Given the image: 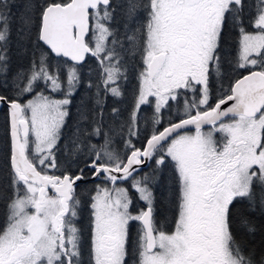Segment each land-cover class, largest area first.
Wrapping results in <instances>:
<instances>
[{"label":"snow or ice","instance_id":"1","mask_svg":"<svg viewBox=\"0 0 264 264\" xmlns=\"http://www.w3.org/2000/svg\"><path fill=\"white\" fill-rule=\"evenodd\" d=\"M12 7L0 0V89L12 93L0 94L10 118L12 192L0 227V264H84L81 229L74 223L80 205L75 189L90 177L101 183L90 190L88 264H128L129 257L133 264H264V249L248 250L242 239L257 231L251 213L259 208L264 214V0L251 17L255 31L240 27L236 68L247 74L240 73L215 103L211 77L221 72L220 45L229 21L243 24L245 0H147L146 23L131 35L125 32L143 68L130 118L118 130L113 125L119 109L113 108L111 122L106 121L99 85L93 97L92 84L82 75L90 54L99 62L104 94L122 95L118 81L127 78V50L113 30L112 0H44L35 8L26 0L18 17ZM136 12L135 0H128V19L134 21ZM13 21L18 22L17 51L28 58L15 72L9 56ZM81 88L89 95L82 98L72 140L77 160L66 161L68 170L60 175L48 174L60 167L55 148ZM182 96V113L161 130L164 110L171 115L172 102L179 104ZM143 105L153 110L151 134L136 147L132 138L141 135ZM125 128L121 154L110 146L113 133L123 137ZM100 136L99 147L87 143ZM169 159L179 194L174 229L166 232L154 221L150 185L159 182L156 172ZM151 160L156 169L140 176V166ZM132 192L147 205L136 213ZM238 205L247 212H235ZM132 222L140 227L130 253Z\"/></svg>","mask_w":264,"mask_h":264},{"label":"trees","instance_id":"2","mask_svg":"<svg viewBox=\"0 0 264 264\" xmlns=\"http://www.w3.org/2000/svg\"><path fill=\"white\" fill-rule=\"evenodd\" d=\"M9 4H12L13 16L18 17L22 12L25 11L26 0H7ZM44 0H32L33 8L42 4ZM137 4L136 19L134 21L129 20L126 16L128 0H112L113 7L116 10L115 20L112 22L113 30L119 31L120 40L125 43L127 50V59L123 62V69L126 71L127 78L121 77L118 81L119 87L121 89L122 95L120 97H113L108 94H104V85L100 83V65L99 62L88 55L87 62L84 64L82 69V75L87 82H91L92 88L90 89V94L94 97L97 93V85H99V91L101 92V100L104 104V116L105 120L111 122L112 109L117 108L120 111V116L117 122L113 125L117 130L120 124L128 121L131 112L135 105V96L139 88V73L143 68V63L139 52H135L130 45L127 44L125 32L128 35L132 34V30L141 28L147 21V11L144 5L147 0H135ZM258 0H245V7L243 11V24L234 26L231 21L225 30L224 39L220 45L219 55L221 56V63L232 64L236 63L240 51V27H244L246 31L253 32L255 29L251 26V17L255 12V6ZM17 21H13L11 26V39L9 42V56L11 57V68L12 71H18L21 66L26 67L28 64V58H21V54L17 51L19 44L17 42ZM38 23V21H37ZM91 23V21H90ZM126 25L130 26L126 27ZM117 26H119L117 28ZM140 33H137V39L140 40ZM86 39L91 42V33L87 34ZM111 46V42L109 41ZM119 49V45H117ZM55 63V61H53ZM244 72V70L242 71ZM0 94L11 95V92H4L0 89ZM89 93H86L84 88H81L73 97L72 104L70 105V116L66 118V125L61 131V139L57 142L55 148V157L60 164L58 169L53 168L48 174L60 175L62 172L68 170V165L66 161L69 159L77 160L75 155L71 154V149L73 147L72 140L77 135V123L79 120L78 113L80 111V105L82 103V98H87ZM92 101L89 102V107H91ZM171 111V110H170ZM176 111V110H175ZM129 112L128 116L123 117L122 114ZM139 127L141 130L140 137H133L132 142L136 147H142L146 135L151 134V117L153 114L152 107L149 105H143L139 109ZM177 113H169L168 109L163 112L164 125L169 119L175 120ZM147 129V131H145ZM127 138V128L124 129L123 137L113 133V143L110 148L116 152L123 153L124 139ZM87 143L96 144L97 147L103 144V136L92 137ZM84 147V146H82ZM10 149V138H9V123L8 114L5 109L0 110V227H2L7 218V201L8 197L12 195L11 189L9 188V166H8V152ZM87 148H84L79 156V166L83 167L82 161L86 158ZM153 169H156L155 161L151 160L149 163L142 168L139 172L140 176L145 173L151 174ZM77 164L71 165V171H77ZM156 176L160 177L158 183L154 182L150 187L154 192V209L153 216L156 226L159 224H169L171 225L176 213L177 197L179 194V185L175 179V169L173 162L169 159L166 163L161 166V168L156 172ZM101 183L99 180L89 181L87 184L79 183L76 186V198L80 200V205L77 209V217L74 219V223L77 228L81 229V246L83 251V262L88 264L89 261V250L91 243V232H90V219H91V208H90V190L94 189L96 184ZM175 208V210H174ZM251 220L257 226V231L254 235L243 236L242 239L248 250H256L259 252L264 249V221L262 220L259 213L251 214ZM162 222V223H160ZM132 232H133V223ZM136 245V233L132 234L129 238V252L131 253ZM128 264H133L131 257L128 258Z\"/></svg>","mask_w":264,"mask_h":264},{"label":"flooded vegetation","instance_id":"3","mask_svg":"<svg viewBox=\"0 0 264 264\" xmlns=\"http://www.w3.org/2000/svg\"><path fill=\"white\" fill-rule=\"evenodd\" d=\"M221 64H222L221 72L217 73V72L213 71L212 77H211L212 103H215L216 98L219 97V95L221 94V92L224 89L228 88L230 83L234 82V80L236 78H238L240 73L246 74V72H242L243 71L242 69H237L236 68V63H232V64L221 63ZM188 98L189 99L192 98V94L191 93L188 94ZM151 99H152V102L154 104L155 103V99L154 98H151ZM4 107H5V109H6L7 113H8L7 107L5 105H1L0 110L3 109ZM183 107H184V97L182 96L180 98L179 104H177L176 102H172L171 112L172 113H178V112L182 113ZM129 114H130L129 112H126V113L122 114V116L125 117V116H128ZM52 169L53 168L48 169L47 170L48 173H50V171H52ZM130 184H131V181L128 182V186H130ZM132 199H133V205H132L131 210H132L133 213L138 212L141 208H146L147 207L145 202L139 200L137 193L132 192ZM175 207H176V211H177V206L175 205ZM174 210H175V208H174ZM242 210L247 212L246 206L242 208L240 205H238L237 208L234 211L235 212H239V211H242ZM256 213H259L261 218H262V220L264 221V214H262V212H261V210L259 208H257L256 211L251 213V214H256ZM175 215H176V213H175ZM132 223H133V227H134L133 232H132V225H131ZM132 223L130 224V228H129L130 237H131L132 234L136 233V242H137L138 231H139L140 225H139V222H132ZM160 223H162V222H160ZM234 226H235V224H234ZM157 227L160 228L163 231L170 232V231H172L174 229V219H173V222H172L171 225H169V224H159V225H157ZM236 227H238V226H236Z\"/></svg>","mask_w":264,"mask_h":264},{"label":"water","instance_id":"4","mask_svg":"<svg viewBox=\"0 0 264 264\" xmlns=\"http://www.w3.org/2000/svg\"><path fill=\"white\" fill-rule=\"evenodd\" d=\"M87 36V35H86ZM247 74V73H246ZM231 102H229L230 104ZM5 106L7 107V110H8V106L5 104ZM228 105H225L224 107H227ZM1 107V105H0ZM8 123H9V138H10V118L8 117ZM191 128V126H189ZM163 128V127H162ZM161 128V130H162ZM187 130V129H186ZM146 143V142H145ZM149 161H147L143 166H140L141 168L146 166L148 164ZM89 181H95V180H92L91 177L89 178Z\"/></svg>","mask_w":264,"mask_h":264},{"label":"rangeland","instance_id":"5","mask_svg":"<svg viewBox=\"0 0 264 264\" xmlns=\"http://www.w3.org/2000/svg\"><path fill=\"white\" fill-rule=\"evenodd\" d=\"M240 39H241V35H240ZM239 53H240V51H239Z\"/></svg>","mask_w":264,"mask_h":264}]
</instances>
